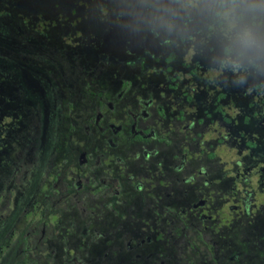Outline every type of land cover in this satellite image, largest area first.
<instances>
[{
    "label": "trees",
    "instance_id": "16d2710c",
    "mask_svg": "<svg viewBox=\"0 0 264 264\" xmlns=\"http://www.w3.org/2000/svg\"><path fill=\"white\" fill-rule=\"evenodd\" d=\"M63 1L0 0V102L9 107L1 111L0 103V151L6 148L1 135L21 142L10 151L12 163L0 154V197L23 178L18 175L23 151L38 157L31 140L38 141L35 130L43 123L55 140L49 174H57L54 180L72 177L59 193L45 172L31 196L44 211L37 230L43 227L48 234L35 257L23 243L22 264H47L54 245L60 252L54 264H264V202L255 204L264 184L249 182L261 168L264 176V145L250 136L245 140L240 126L255 123L254 106L264 111V69H258L264 62H254L264 59V49L247 50L260 78L250 87L240 83L241 97L248 96L235 105L242 120L238 126L225 109L224 101L235 104L228 80L211 79L200 62L199 30L193 26L205 17L207 42H212L217 32L222 34L213 16L190 8L188 0H66L68 9L59 10ZM243 7L262 11L256 21L251 11L248 17L264 33V0H246ZM87 19L99 23L100 39L110 41L114 35L124 43L107 51L88 31L82 41L77 33L63 31L62 41L73 40V49L65 50L51 39L56 24L65 20L74 29L91 31ZM222 38L220 47L217 41L208 51L220 49L224 68L245 53L234 47L226 54ZM87 46L94 53L87 67L92 69L91 61L96 66L90 77L83 65L72 72L66 57L82 56ZM185 50L198 60L192 56L183 62ZM114 51L124 52V59ZM109 61L117 67L113 75ZM61 63V80L72 77L71 86L51 70ZM24 67L51 83L42 89L28 84ZM248 70L245 74L252 75ZM237 137L243 139L241 148ZM230 140L239 154L227 162L220 154ZM253 162L259 169L250 166ZM128 241L135 249L127 248Z\"/></svg>",
    "mask_w": 264,
    "mask_h": 264
},
{
    "label": "rangeland",
    "instance_id": "374dc122",
    "mask_svg": "<svg viewBox=\"0 0 264 264\" xmlns=\"http://www.w3.org/2000/svg\"><path fill=\"white\" fill-rule=\"evenodd\" d=\"M245 1L246 0H242V3ZM66 2L68 1L64 0L63 2L60 3L59 10L64 9V8H66L64 10L68 9L69 3L65 4ZM82 7L79 9V15L82 14L81 12ZM261 14H262V11L259 9H256V10L254 9L251 12H249V15L255 16L253 21H256L257 19H259L261 17ZM250 19L251 17H247V23H249ZM88 22L92 24L91 31L83 27L78 30L74 29L68 24L67 20L61 23H57L56 26L54 27V31H53V35L51 39H55V43H57L56 45H59V48H63L65 50L73 49L72 48L73 40L67 39V40L62 41V38H60L59 35L63 31H66L67 34H70L72 36H74L75 33H77V39L80 41L88 37L86 35L88 34L86 31H88L89 35L92 34L94 36V38L92 39L98 40L102 44V48H105L107 51L110 50L111 46L117 49L119 45L124 43V40L121 38H118V40H116L114 35L111 36L113 38L110 41L100 39L101 38L100 36H102L103 34H101V32L99 31L100 30L99 23L95 24L93 23V21H88ZM86 25H89V24L86 23ZM207 25H208L207 20L204 17V22H199L195 20V23L193 26L194 28L199 30L198 35H197L198 37L197 40H198V46H200L201 48L200 47L198 48H200L199 50H202L203 52V54H200L201 66L207 67L208 69H210V70H207L208 72L207 76H210L211 79H215L219 77L225 82L226 80H228V82L225 84L226 89L229 91V94L233 97L235 104H232L231 102H229V100H226L224 101V103H226L225 109L227 110L228 115L233 117L234 121H236V123L239 126L242 120H241V117L240 119H238L239 117H236V114L239 111V108L235 105L239 101H243V100L246 101L247 100L246 98L248 96L246 95V96L241 97V93L239 90L240 83L241 84L245 83L248 85V87H250L252 84V81H255V80L257 81V79L260 78V75H259L260 72L258 69H264V67L259 66L258 69H255L256 71H253L252 69L253 60H248L246 56L247 50H243L239 48L245 53V55L236 57V62H237L236 64L230 63L228 65L229 62L226 61L227 65H225L224 68H222V66H220L219 64V58L221 59L223 58L220 57V54H219L220 49L218 47H220L221 45L219 38H222L223 34H218L217 32L213 38V41L207 42V38L209 35ZM150 38L153 39V37H150ZM111 41L113 42V44L111 43ZM217 41L219 42V46L216 47L215 49L213 48V50L209 52L208 48L213 47L215 43H217ZM131 47L132 46L130 45L129 49H131ZM82 48L85 51V53L82 56L75 55L73 58L66 56L67 58H70L67 60V62L69 63V61H71L72 72L75 69H77V67H79L80 65H83L84 69H81V70L83 72H86L88 74L87 76L90 77L93 70L96 71V66L94 62L91 61V65H93V67H91L88 64L89 67L92 68V69H88L87 61L90 59L89 55L90 54L94 55V53L91 52L92 49L89 46L82 47ZM72 51L76 53L74 50ZM114 53H115L114 54L115 56H118L119 58L124 59V57H122V53L124 52L118 53L117 51H114ZM109 56H110V59L113 60L111 58V54H109ZM192 56H194L198 60L197 54H193V52L190 53L185 50L182 54V61L189 63L191 62ZM250 56L254 57L253 54H251ZM59 59L60 61H62L63 57L60 56ZM254 62L255 63L258 62L260 65L264 62V59L257 58L256 60H254ZM114 65L115 63L113 62L111 64L110 61H109V64L107 65V69H109L108 73H110L111 75H113L117 69V67H115ZM57 67H58L57 69H51V70L53 71L55 76L58 77V81H60L61 83L62 81L61 77L64 78L65 76L64 74L65 65L61 63V66L60 67L57 66ZM24 68H25L24 74L25 76L28 77L27 78L28 84H31L32 86L34 85L35 87L42 89V87L46 88L48 84L51 83V79L48 78L43 73L39 71L38 72L33 71L31 68H28V67H24ZM180 69H186V68L185 66H181ZM248 69L251 70L252 75L245 74V72H249ZM101 75H103V77L107 76V74L103 72ZM116 76H119V75H116ZM62 82L71 86L73 85L75 80L72 77H67ZM233 93H234V96H233ZM1 104H0L2 108L1 111H5L9 109V107L7 106L5 102H2ZM49 106L50 105L48 106L46 105L48 109V112H47L48 114L50 113ZM253 108L257 109L258 117L255 123L252 122L251 125H248V126L244 124L240 125L241 130H243L245 138L244 136L242 137L246 140V137L250 136L251 139H254V141L257 142V146H259L260 144L264 145V121L261 122V120L264 119V113H263L264 111L259 106H254ZM55 113H56V110L53 109L52 116L55 117ZM234 114L235 116H233ZM246 114L251 115L252 120L254 119L252 116V113L247 112ZM16 121L19 124L22 123L19 119H17ZM212 128H217V127L215 125H212ZM54 129L55 128H53V131ZM36 130H37V133H36ZM36 130H35L34 135L37 137L38 141H33L34 139L31 140L32 144L36 147L34 149V152L38 155V157L34 155L36 161L33 158L34 157L33 154L23 151V154L19 160V164H21V166H20V172L18 173V175L21 174L23 178L21 180L16 181L15 184L13 185L9 184L7 188L11 193L3 197H0L2 198V200H0V264H22L23 248H24L23 243L28 242L27 243L29 245L28 248H30L31 252H34L36 254H38V252L41 250L37 246L40 243L42 237L48 233L44 230L43 227L37 230L36 225L40 224V221H41L40 217H41V214H44V211L41 208V205L39 203H35L36 202L35 199L32 200L31 196L33 195L35 190L38 189L40 181L44 178L45 172L47 174L45 179L48 177L49 182L54 181L53 187L57 189L59 193H62V187L64 186L63 184L66 182L67 179H68L67 183L72 181L71 180L72 177H68L66 179L64 178V180H61V179L54 180L57 174L56 173L49 174L50 169L48 171V163H49L48 158L50 156L51 149H53L54 142H55L54 133H52V130H50V125H45L44 123L41 129L38 128ZM0 131H1L0 134L4 133V130L1 129ZM1 138L4 142H6V148H4L3 151H0V154L7 155L6 161L10 164L13 162L11 160L12 152L10 151L15 150L17 145L21 142L16 143L13 135L12 136H2L1 135ZM237 138H238V148H241L243 139L239 137ZM18 140L21 141L22 138L18 137ZM12 142L16 143V146H14L13 144L11 145ZM231 142L232 141L230 140L227 144V147L231 146V148L226 151L227 147H225L222 153L220 154V157L223 161L228 162L229 159H233L236 154H239L238 150L237 152L233 150V146ZM252 151L254 153L257 152V150H254V149ZM18 152H17V155H18ZM78 161L82 163L83 158H79ZM251 165H254L255 168L259 169L258 164L256 162L251 163L250 166ZM69 167L70 166L65 167V170H68ZM77 185H78L77 187H79L80 182H77ZM1 190H2V187H0V191ZM263 202H264V195L261 196L257 201H255V204L259 205V204H263ZM5 214L6 216H3ZM38 215H39V218H38ZM51 227L55 231H57L54 225L53 226L51 225ZM31 238H35L34 239L35 244L33 245H30L29 243ZM56 255L57 254H55V252L52 255L47 254L46 263L53 264V260L54 262H58V260L60 259V255L58 256ZM62 261H64V259Z\"/></svg>",
    "mask_w": 264,
    "mask_h": 264
},
{
    "label": "clouds",
    "instance_id": "9594fccd",
    "mask_svg": "<svg viewBox=\"0 0 264 264\" xmlns=\"http://www.w3.org/2000/svg\"><path fill=\"white\" fill-rule=\"evenodd\" d=\"M188 6L210 14L217 21L227 44L226 54L234 47L243 50L264 49V33L247 23L248 12L242 0H188Z\"/></svg>",
    "mask_w": 264,
    "mask_h": 264
},
{
    "label": "flooded vegetation",
    "instance_id": "af4514ba",
    "mask_svg": "<svg viewBox=\"0 0 264 264\" xmlns=\"http://www.w3.org/2000/svg\"><path fill=\"white\" fill-rule=\"evenodd\" d=\"M231 164V162L228 164V165H230ZM229 168H230V166H229ZM262 171V168L259 170V172L258 173H256L258 176H255V177H252V178H250L249 179V182L250 181H253L254 182V184H257V182L259 181V185H262V184H264V176H260V172ZM258 189H260V188H258ZM264 195V192H262V196ZM204 201L202 200V202H200L199 204H202ZM233 208H235V206H233ZM82 210H84L83 208H82ZM204 217V216H203ZM202 217V218H203ZM71 237V236H70ZM44 238H46V236H43L42 237V239H41V241H40V243L38 244V246L37 247H39L41 250L44 248V244H42L43 243V239ZM49 239H51V237H49ZM44 241H45V239H44ZM143 241L141 240L140 241V243H142ZM29 243H30V245L32 244H35V242H34V239H30V241H29ZM139 244H137L136 246H138ZM23 247V246H22ZM54 249H55V251H53V253L55 252V254H57L56 256H58V255H60V252L58 251V249H59V245L58 246H56V245H54ZM127 248L128 249H135L134 248V246H132V242L131 241H128V243H127ZM30 250V249H29ZM27 251V250H26ZM23 252L25 253V250H24V248H23ZM28 252V251H27ZM24 253H23V255H24ZM52 253V254H53ZM31 255H33V254H36V253H34V252H31L30 253ZM51 254V255H52ZM37 255V254H36ZM34 256V255H33ZM35 257V256H34ZM233 261H235V260H233ZM54 263H56V262H54V260H53V264ZM228 262H226V260H223L222 262H221V264H227ZM67 264V263H66ZM76 264H79L78 262L76 263ZM235 264V263H234Z\"/></svg>",
    "mask_w": 264,
    "mask_h": 264
}]
</instances>
